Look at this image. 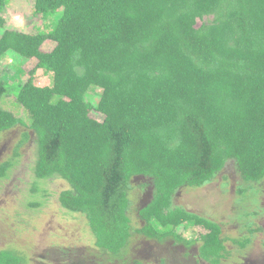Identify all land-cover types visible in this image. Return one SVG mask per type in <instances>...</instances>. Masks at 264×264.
<instances>
[{"label":"trees","instance_id":"16d2710c","mask_svg":"<svg viewBox=\"0 0 264 264\" xmlns=\"http://www.w3.org/2000/svg\"><path fill=\"white\" fill-rule=\"evenodd\" d=\"M32 8L59 16L48 31L0 33V59L10 51L36 60L22 83L0 76V133L16 124L33 132L35 177L68 182L58 200L85 217L95 247L117 254L133 232L186 242L184 229L197 226L200 258L221 264V226L173 197L210 183L230 159L244 181L264 178V0H34ZM38 69L51 84L34 83ZM8 91L25 118L1 106ZM10 165L0 163V177ZM140 175L153 192L134 227L128 191ZM0 264L23 258L2 249Z\"/></svg>","mask_w":264,"mask_h":264},{"label":"rangeland","instance_id":"374dc122","mask_svg":"<svg viewBox=\"0 0 264 264\" xmlns=\"http://www.w3.org/2000/svg\"><path fill=\"white\" fill-rule=\"evenodd\" d=\"M33 2L5 0L0 10L5 21L0 33L8 26L30 32L50 30L49 22L56 20L59 13L51 14V20L35 16ZM35 61L9 51L0 59V76L12 85L22 83ZM51 78L50 73L38 69L33 80L42 86L51 84ZM14 93L8 91L1 106L25 118ZM100 94L99 87H91L87 99L95 104ZM91 114L100 117L97 112ZM23 131H27L29 138L21 142ZM36 158V137L26 126L16 124L0 133V163L11 162L6 175L0 177V250L16 251L23 264H211L199 256L197 226L184 229L186 242L171 237L158 241L133 232L117 254L95 247L85 217L62 207L58 200L59 193L69 187L68 182L58 176L36 178ZM241 189L245 191L241 193ZM152 192L150 177L133 176L130 180L128 215L134 227L144 222L137 210L150 200ZM173 204L221 226L226 248L221 264H264V178L253 183L244 181L230 159L210 183L183 185L175 193ZM250 228H254L253 233ZM245 237L251 242L244 247L233 241Z\"/></svg>","mask_w":264,"mask_h":264}]
</instances>
